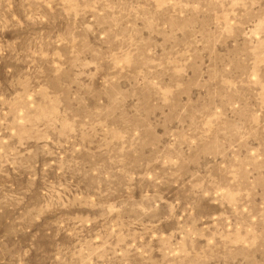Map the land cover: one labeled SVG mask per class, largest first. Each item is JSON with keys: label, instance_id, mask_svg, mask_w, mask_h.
<instances>
[{"label": "clouds", "instance_id": "clouds-1", "mask_svg": "<svg viewBox=\"0 0 264 264\" xmlns=\"http://www.w3.org/2000/svg\"><path fill=\"white\" fill-rule=\"evenodd\" d=\"M130 261L264 264V0H0V264Z\"/></svg>", "mask_w": 264, "mask_h": 264}, {"label": "rangeland", "instance_id": "rangeland-1", "mask_svg": "<svg viewBox=\"0 0 264 264\" xmlns=\"http://www.w3.org/2000/svg\"><path fill=\"white\" fill-rule=\"evenodd\" d=\"M16 11H18V9L14 8L13 12ZM225 16L226 13H224L222 9H217L213 13H210L207 16H203L200 20V24L201 26H206L208 28H219L220 25L223 24ZM228 19L231 18L229 17ZM56 28H57V36H59L61 39L58 40L55 45H53L52 50L50 52H46L44 54L42 59H44L45 57H51L50 59H46V62L44 63V67L47 75L53 78H55V74L57 72L61 73L60 80L57 82L59 85L64 81H70V79L75 75V69L71 68L70 63L68 67L65 69L64 62L56 59L55 53L59 52L60 55L62 56L66 55L67 58H70L73 52V48L75 47V44L73 43L65 44L62 42L64 38L63 33L67 28L66 21L58 22ZM145 35H147V33H145ZM177 35L180 34L178 33ZM245 41H246V37L237 35L231 38H227V37L222 38L220 44H216L214 47L209 46L207 50H205L203 47L199 48L198 59L188 69H186L188 73V77L194 80L199 79V77L206 71L205 66H209V67L217 66L219 64V61L224 56L237 54L240 50L244 48ZM178 61L181 63L183 62L182 60H180L179 57H178ZM239 70L242 71V66H240ZM232 82L234 81H230L228 83L221 81L219 83L217 92L223 95L221 90H226L227 87H229L230 83ZM240 98L243 100L246 109L250 106H254L255 103L257 102L256 100L251 99L250 94L248 93H242ZM24 179L26 178H17L18 185L22 184L24 182ZM130 264H133V262L130 261Z\"/></svg>", "mask_w": 264, "mask_h": 264}]
</instances>
